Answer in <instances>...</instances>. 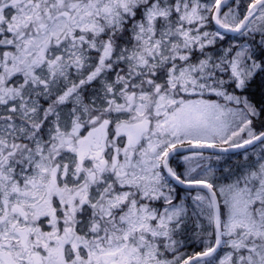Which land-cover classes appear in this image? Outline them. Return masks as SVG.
<instances>
[{
	"label": "snow or ice",
	"instance_id": "snow-or-ice-1",
	"mask_svg": "<svg viewBox=\"0 0 264 264\" xmlns=\"http://www.w3.org/2000/svg\"><path fill=\"white\" fill-rule=\"evenodd\" d=\"M0 264H264V0H0Z\"/></svg>",
	"mask_w": 264,
	"mask_h": 264
}]
</instances>
